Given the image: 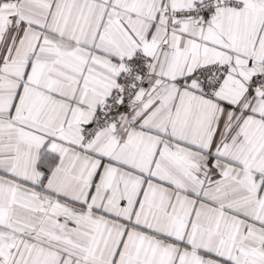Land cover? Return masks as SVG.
Masks as SVG:
<instances>
[{"label":"snow or ice","instance_id":"obj_1","mask_svg":"<svg viewBox=\"0 0 264 264\" xmlns=\"http://www.w3.org/2000/svg\"><path fill=\"white\" fill-rule=\"evenodd\" d=\"M0 264H264V0H0Z\"/></svg>","mask_w":264,"mask_h":264}]
</instances>
